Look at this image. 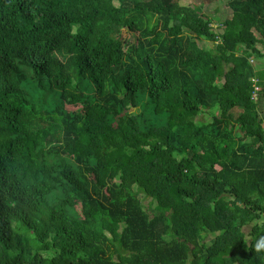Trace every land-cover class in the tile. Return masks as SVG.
<instances>
[{"label":"trees","instance_id":"trees-1","mask_svg":"<svg viewBox=\"0 0 264 264\" xmlns=\"http://www.w3.org/2000/svg\"><path fill=\"white\" fill-rule=\"evenodd\" d=\"M227 6L0 0V264H264V0Z\"/></svg>","mask_w":264,"mask_h":264},{"label":"rangeland","instance_id":"rangeland-1","mask_svg":"<svg viewBox=\"0 0 264 264\" xmlns=\"http://www.w3.org/2000/svg\"><path fill=\"white\" fill-rule=\"evenodd\" d=\"M228 0H180V3L185 5H194V6H201L204 11L210 13L211 15H215L219 18V22H222L224 19L231 15V10L227 6ZM218 22V24H219ZM218 24H214V27H217ZM217 31L220 32V28H217ZM254 31V30H253ZM255 32V31H254ZM123 35L127 37H131L127 32L123 31ZM202 44H207L210 47L213 46L212 43L203 42ZM257 69L260 71H264V60H256L255 61ZM70 110H75L76 107L67 106ZM199 118L204 120V117L200 116ZM242 140L247 141L248 139L243 137L240 132L237 131L236 133ZM141 200L145 205V208L148 212H151L150 207V199L145 197L141 194Z\"/></svg>","mask_w":264,"mask_h":264},{"label":"clouds","instance_id":"clouds-1","mask_svg":"<svg viewBox=\"0 0 264 264\" xmlns=\"http://www.w3.org/2000/svg\"><path fill=\"white\" fill-rule=\"evenodd\" d=\"M254 250L257 254L264 253V238L255 244Z\"/></svg>","mask_w":264,"mask_h":264}]
</instances>
